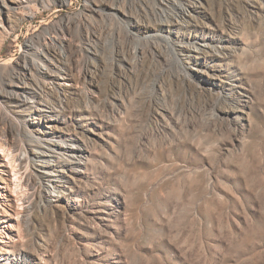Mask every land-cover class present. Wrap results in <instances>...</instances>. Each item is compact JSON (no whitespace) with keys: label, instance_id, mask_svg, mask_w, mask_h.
I'll list each match as a JSON object with an SVG mask.
<instances>
[{"label":"rangeland","instance_id":"obj_1","mask_svg":"<svg viewBox=\"0 0 264 264\" xmlns=\"http://www.w3.org/2000/svg\"><path fill=\"white\" fill-rule=\"evenodd\" d=\"M113 1L0 0V264H264V0Z\"/></svg>","mask_w":264,"mask_h":264},{"label":"bare ground","instance_id":"obj_2","mask_svg":"<svg viewBox=\"0 0 264 264\" xmlns=\"http://www.w3.org/2000/svg\"><path fill=\"white\" fill-rule=\"evenodd\" d=\"M116 1L118 0L112 2L111 7L119 9L118 2L116 3ZM175 5L182 11H185V7H183L181 2L175 1ZM166 19L163 20L167 21L169 24V21ZM164 38L168 39L169 37L164 35ZM38 40L40 41L38 46L30 41L26 43L25 50L28 52L31 51L33 57L31 56L32 58L30 60L24 58V61H18V64L21 65L19 66V72L15 73L14 70L17 69L13 68V71L6 75H9V78L5 75L3 76L4 83L10 86L9 93L14 95V97H17L19 102L24 104L28 102L30 96L36 97L39 94L38 90L30 85L28 86L26 81V76L30 75V72L32 74L33 68L36 69L39 74H52L53 72H56L54 67L57 65L53 58L47 53V45L44 44L42 39ZM2 63L4 62H0V64ZM17 87H20V89ZM41 110L49 112L51 109L42 107ZM34 141L37 145L38 157L43 161L42 163H44L40 169V173L51 181H60L59 179L63 177L62 173H65L64 168L77 170L80 168V165L84 163L83 159L87 149L83 141H81V138L75 132L67 133L60 139L50 138L44 142L43 139L39 137ZM54 165L60 166V168L57 170L54 168Z\"/></svg>","mask_w":264,"mask_h":264}]
</instances>
